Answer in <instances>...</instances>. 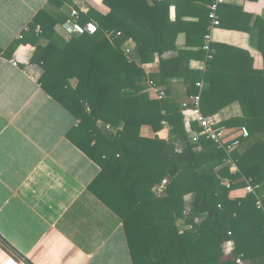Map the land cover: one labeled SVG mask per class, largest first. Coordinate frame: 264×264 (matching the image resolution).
Here are the masks:
<instances>
[{"label":"trees","instance_id":"trees-1","mask_svg":"<svg viewBox=\"0 0 264 264\" xmlns=\"http://www.w3.org/2000/svg\"><path fill=\"white\" fill-rule=\"evenodd\" d=\"M65 3L72 0L57 5ZM104 4L110 11L97 14L99 31L73 36L66 43L58 39L57 19L39 11L6 54L22 43L35 47L31 63L40 67L39 82L78 120L67 138L102 168L90 190L124 219L135 264H238V259L264 264V70H252L243 79L220 73L219 48L207 61L206 72L190 68L192 58H205L202 48L168 56L177 50L180 32L171 20L168 0ZM210 6L200 30L186 32L187 44L203 46ZM221 16L219 12L220 21ZM79 22L86 21L80 17ZM255 24L263 42L264 20L257 18ZM196 31L199 42L192 39ZM129 40L137 46L136 55L123 49ZM156 59L158 73L146 84L144 66ZM173 80L189 85L190 95L199 92L198 82L208 84L201 97L205 116L240 101L243 116L219 125L223 145L241 140L240 146L227 151L201 135L196 122L188 126L182 106L168 89ZM163 88L166 96L159 99L154 89ZM164 122L170 140L142 136L143 127L159 133ZM242 128L249 131L245 141ZM234 131L238 134L227 139ZM198 134L199 142H194ZM230 160L237 171L231 170ZM245 178L261 184L263 208L246 192ZM164 180L166 191L158 195L154 188ZM230 243L235 245L233 260L224 258Z\"/></svg>","mask_w":264,"mask_h":264},{"label":"crops","instance_id":"crops-1","mask_svg":"<svg viewBox=\"0 0 264 264\" xmlns=\"http://www.w3.org/2000/svg\"><path fill=\"white\" fill-rule=\"evenodd\" d=\"M61 1L0 0V238L30 264H135L124 219L90 190L102 168L67 138L78 120L39 82L40 67L31 63L35 47L22 43L11 55L6 54L41 10L57 19L58 39L64 43L71 37L63 24L74 9L86 21L83 24H97V14L110 11L104 0H72V4L58 6ZM168 1L171 20L180 31L177 50L168 56L179 50L196 52L202 48L205 58H192L190 68L206 72L210 55L219 48L220 73L248 78L252 70H264V41L255 24L257 18L264 20V0H227L220 9L221 22L226 26L212 28L209 14L202 47L187 44L186 32L200 30L211 2ZM196 32L192 39L199 42L200 34ZM212 44L217 47L212 48ZM126 47L136 55L133 40L126 41L123 49ZM144 68L150 83L158 73L159 60ZM198 83H203L202 90L197 86L202 94L208 84L204 80ZM72 84L75 86L76 80ZM168 89L181 106L187 103L190 107L192 97L198 94L190 95L189 85L177 80L171 81ZM242 116L243 106L235 101L213 117L220 125ZM184 117L188 126L196 122L190 113ZM237 134L228 132L227 139ZM142 136L167 141L170 128L164 125L155 133L146 126ZM231 161L228 163L235 172L238 168ZM234 249L233 243L227 244L224 258L233 260ZM148 254L153 256L154 252ZM0 264L22 263L0 244Z\"/></svg>","mask_w":264,"mask_h":264},{"label":"built area","instance_id":"built-area-1","mask_svg":"<svg viewBox=\"0 0 264 264\" xmlns=\"http://www.w3.org/2000/svg\"><path fill=\"white\" fill-rule=\"evenodd\" d=\"M227 2V0H212V4L210 6V18L212 20V28H216L220 26L221 21L219 17V12L221 7ZM80 19V13L74 9L69 17V19L63 24V30L67 35L70 37L73 36H80L85 34H96L99 31V26L95 22H87L86 24H82L79 22ZM121 35V32L117 34V36ZM109 37L112 36V34L108 35ZM116 36V37H117ZM111 38V37H110ZM212 36L209 34L207 36V39L210 41ZM207 50H210V46H207ZM125 52L127 55H131V52L129 48L126 47ZM213 55H210V58H212ZM14 64H16L14 62ZM197 86L202 90L203 89V83H198ZM155 93L157 94L158 98H164L166 96V93L164 89H154ZM201 97L202 94L198 93L197 95H194L191 100V106L187 103L182 105V113L185 116H188V114H192L193 119L197 122V124L201 127L202 133L201 135L205 136L206 138L214 141L215 143L219 144L221 147L225 148L227 151H230L241 144V140H235L232 143L228 144L227 146L223 145L222 142V136L223 131L219 128V125L216 124L213 116H205L201 111ZM164 125H167L166 122H164ZM108 129H111L110 125H107ZM200 134L195 135L193 138L194 142H199ZM249 136V131L247 128H242V138L245 139ZM246 192L249 194H253L257 198V206L259 208H263V201L261 196L259 195V191L261 190L262 186L261 184H257L253 182V179H246ZM225 184L227 187L231 186V182L226 181ZM168 185V180H164L157 188L156 191L158 195H162L165 193L166 188ZM238 264H245L242 260L238 259Z\"/></svg>","mask_w":264,"mask_h":264},{"label":"water","instance_id":"water-1","mask_svg":"<svg viewBox=\"0 0 264 264\" xmlns=\"http://www.w3.org/2000/svg\"><path fill=\"white\" fill-rule=\"evenodd\" d=\"M0 244L5 247L13 256H15L22 264H30L28 261H26L22 256H20L14 249H12L8 244H6L1 238H0Z\"/></svg>","mask_w":264,"mask_h":264},{"label":"rangeland","instance_id":"rangeland-1","mask_svg":"<svg viewBox=\"0 0 264 264\" xmlns=\"http://www.w3.org/2000/svg\"><path fill=\"white\" fill-rule=\"evenodd\" d=\"M111 37V36H110ZM126 46V45H125ZM148 82L146 81V84H147Z\"/></svg>","mask_w":264,"mask_h":264}]
</instances>
